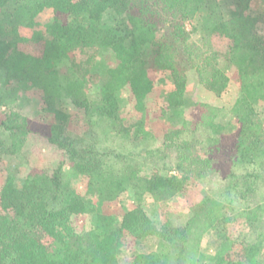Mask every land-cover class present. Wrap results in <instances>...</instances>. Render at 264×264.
<instances>
[{"label": "trees", "instance_id": "1", "mask_svg": "<svg viewBox=\"0 0 264 264\" xmlns=\"http://www.w3.org/2000/svg\"><path fill=\"white\" fill-rule=\"evenodd\" d=\"M261 1L233 0L226 15L219 0H0V108L39 92L44 111L54 117L48 140L63 154L51 174H7L0 193V264H263ZM222 42L224 61L240 85L229 107L233 124L221 121L226 105L216 103L231 82L219 62ZM101 53L113 60L103 75L95 62ZM150 68L171 77L164 114L178 124L154 149L141 147L151 137L144 115L126 127L121 112L128 90L136 113H146L154 89ZM192 70L210 100L192 99L187 112ZM65 103L82 110L81 134L67 128L72 115ZM122 131L136 148L115 144ZM31 133L19 112L0 114V156H19ZM174 151L181 161L168 166ZM217 151L231 161L224 175L213 161ZM194 163L219 173L217 190L200 196L205 188L193 175ZM77 178L84 194L73 187ZM129 194L137 204L121 216L105 211ZM145 194L164 206L181 198L191 214L180 224L153 219L142 206ZM82 216L90 225L78 231L73 220ZM128 238L138 249L123 259Z\"/></svg>", "mask_w": 264, "mask_h": 264}, {"label": "rangeland", "instance_id": "2", "mask_svg": "<svg viewBox=\"0 0 264 264\" xmlns=\"http://www.w3.org/2000/svg\"><path fill=\"white\" fill-rule=\"evenodd\" d=\"M221 7L224 13L227 15L233 8V0H219ZM263 1H261V4ZM264 7V3L262 5ZM257 15V12L253 13ZM41 17L43 19H48V13L42 12ZM188 29H192V22H188ZM259 31L264 35V23L259 24ZM221 43V45L217 46V49L220 53V66L229 74L231 77L230 87L228 92L225 94L224 98L221 101L216 100V103L219 105H226V112L221 119V121L225 123H234V119L232 117L231 112L229 111V107L240 93V85L237 80V74L234 69L228 67V63L224 61L225 58V49L227 47ZM77 55L84 58L82 53H77ZM79 56V57H80ZM95 62L98 66L99 74H105V70L107 67L112 64L113 60L110 57L109 53H101L96 59ZM189 66H186V68ZM149 74L154 81V89L151 95L149 96L146 103V113H141L135 110L136 102L132 94L128 90H124L121 94V112L126 116L128 125H131L133 119L142 118L144 115V124L146 128L150 131V138L144 143L142 148L154 149L157 147H162L163 145V135L170 128H174L178 124H175L171 118H168L164 114L166 97L169 90L172 87L171 77L167 73H162L155 68L149 69ZM104 79V78H102ZM95 92L97 90L95 89ZM186 96L188 98V104L186 105L187 112L191 111V100L197 99L198 101H209L210 99L207 97V93L200 86L198 82L197 74L194 70L190 71L189 81L186 89ZM44 100L41 97L39 92L31 91L28 93L27 97H24L21 101L15 103L11 108L2 107L0 108V114L2 116L5 115L9 110L14 112H19L23 117L28 118L30 129H32V133L29 134L26 145L23 149V152L17 157L11 156H0V193L2 190V186L4 184L5 178L8 173H12L18 177H23L27 174L28 171L32 169L46 171L48 173H52L58 166L60 160L63 158L62 151L57 148L55 145H52L49 140V132L50 125L53 122V115L48 114L44 111ZM64 107L67 112L72 115V117L68 120L67 128L71 131L72 134H81L84 131V125L82 120V110L77 109L70 103H65ZM135 112L134 115L130 113ZM126 133L122 131L115 138V144L119 147H134L137 144L132 143L130 138L124 136L122 134ZM141 149V148H140ZM139 151V149L134 150ZM228 154V153H227ZM217 151L212 155L213 161L215 162V167L223 173H227L231 166V161L229 160L228 155ZM171 160L168 166H172L173 164H177L181 161L180 156H178V151H174L171 154ZM188 162L185 161V163ZM188 165V163H186ZM192 169L194 171L193 175L196 179H198L201 185L205 188L201 189L200 196H205L208 193H212L217 190L221 184V177H219L212 171V166L208 163L206 165H199L194 163L192 165ZM176 173V172H175ZM201 173V174H200ZM20 178H18L19 180ZM73 187L79 192L84 194L86 192V187L82 183V181L77 178L73 181ZM137 204L136 199L133 195H126L121 200L106 204L104 209L108 213H115L118 215H122L127 209L133 207ZM142 206L146 210L147 214L153 219L158 220L159 217L162 220H169L172 223H183L186 221L187 216L191 214L190 206L185 204L181 198L175 199L171 202V205L164 206L158 205L152 198L150 194H145L142 200ZM73 224L78 231H85L89 228V219L86 216H82L79 218H74ZM264 230V225L260 227ZM213 233H209L205 236L203 240V246H209V242L211 240ZM254 237H252L253 240ZM263 239V248L259 252V259L264 264V236ZM242 253L247 251V246L240 247ZM138 247L136 245V241L133 238H128L122 247V258L129 259L134 253L137 251ZM209 250L211 252L214 251V247L210 245Z\"/></svg>", "mask_w": 264, "mask_h": 264}]
</instances>
